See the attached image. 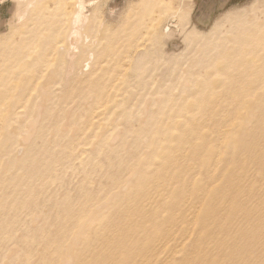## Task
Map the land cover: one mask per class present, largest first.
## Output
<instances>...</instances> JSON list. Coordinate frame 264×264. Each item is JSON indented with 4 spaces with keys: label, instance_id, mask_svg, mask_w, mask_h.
I'll return each instance as SVG.
<instances>
[{
    "label": "rangeland",
    "instance_id": "374dc122",
    "mask_svg": "<svg viewBox=\"0 0 264 264\" xmlns=\"http://www.w3.org/2000/svg\"><path fill=\"white\" fill-rule=\"evenodd\" d=\"M49 1L54 9L70 0ZM90 1L75 42L89 52L71 72L66 60L54 64L40 111L0 158V264H76L82 248L97 250L98 224L140 198L141 183L177 171L171 155L187 153V167L197 163L181 136L199 135L214 164L206 137L219 136L225 149L215 175L228 153L246 152L251 142L247 150L261 154L264 169V135L252 136L259 125L264 131V0ZM10 6L0 0V21ZM95 67L105 77L102 95L82 81ZM229 77L244 86L240 110L230 107ZM61 240L70 243L68 255L57 254Z\"/></svg>",
    "mask_w": 264,
    "mask_h": 264
},
{
    "label": "bare ground",
    "instance_id": "6f19581e",
    "mask_svg": "<svg viewBox=\"0 0 264 264\" xmlns=\"http://www.w3.org/2000/svg\"><path fill=\"white\" fill-rule=\"evenodd\" d=\"M10 1L11 6L6 10L9 17L0 21V158L3 153L11 152L17 143L16 138L23 134V121L34 118L40 111L38 99L48 96L46 91L56 72L54 64L59 59L66 60L67 72H71L77 58L89 52L78 51L75 42L80 38V27L89 18L86 9L90 0L66 1L54 9L49 7V0L48 3L45 0ZM65 4L74 5V11L69 13ZM5 24L12 25L10 32L5 33ZM105 56H108V50H105ZM92 69L82 81L102 95L105 93L104 74L98 76L100 67ZM107 71L105 68L104 72ZM228 80L232 90L229 89L228 94L232 99L230 107L240 110V100L245 96L244 86L238 78L229 77ZM232 81L236 83L231 84ZM45 114L48 115L47 110ZM259 127L252 131L253 137L264 135ZM226 135L229 139L230 135ZM183 137L179 138L180 147L187 149L190 160L199 165L192 163L187 167L183 164L186 152L171 155L177 159L172 161L180 168L169 175L164 173L159 182L141 183L137 189L141 197L125 201L124 211L118 209L112 218L98 224L100 238L97 237V245L93 243L97 250L82 248L75 255L76 264H264L261 259L264 252V169L260 165L261 154L247 150L253 145L251 142L246 152L228 153L229 157L219 168L220 174L215 175L225 149L220 145L219 136L211 134L206 137L214 142L210 150L213 158L210 159L217 161L215 164L209 159L207 162L204 157L205 143L199 135L191 139ZM255 191L260 192L256 200ZM171 196L172 201H169L167 197ZM103 223L107 228H101ZM64 241L56 248L58 255H68L71 251L70 243L67 245Z\"/></svg>",
    "mask_w": 264,
    "mask_h": 264
}]
</instances>
